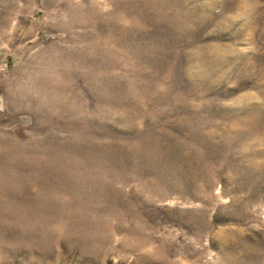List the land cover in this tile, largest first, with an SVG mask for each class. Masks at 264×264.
<instances>
[{
	"label": "rangeland",
	"instance_id": "rangeland-1",
	"mask_svg": "<svg viewBox=\"0 0 264 264\" xmlns=\"http://www.w3.org/2000/svg\"><path fill=\"white\" fill-rule=\"evenodd\" d=\"M0 264H264V0H0Z\"/></svg>",
	"mask_w": 264,
	"mask_h": 264
}]
</instances>
